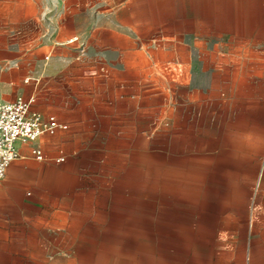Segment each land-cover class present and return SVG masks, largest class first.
I'll return each instance as SVG.
<instances>
[{
	"label": "crops",
	"instance_id": "crops-1",
	"mask_svg": "<svg viewBox=\"0 0 264 264\" xmlns=\"http://www.w3.org/2000/svg\"><path fill=\"white\" fill-rule=\"evenodd\" d=\"M57 1L71 26L53 30L47 60H14L0 47V101L34 96L32 109L67 125L16 143L23 157L0 180V264H80L79 234L100 215L101 196L86 186L118 179L120 137L146 138L149 151L154 73L207 105L190 128L198 195L203 170L218 164L236 165L239 200L257 186L254 239L234 243L242 255L221 264H264V0ZM228 208L223 216H235Z\"/></svg>",
	"mask_w": 264,
	"mask_h": 264
},
{
	"label": "rangeland",
	"instance_id": "rangeland-1",
	"mask_svg": "<svg viewBox=\"0 0 264 264\" xmlns=\"http://www.w3.org/2000/svg\"><path fill=\"white\" fill-rule=\"evenodd\" d=\"M36 1L0 0V47L31 64L47 60L54 29L71 26L61 21L69 8ZM152 76L149 151L146 138L143 144L139 137H120L118 179L104 174L101 187L86 186L101 196L100 215L87 218V232L79 234L82 243L73 252L80 264H221L233 252L242 255L234 243L254 239L257 186H248L246 200H239L234 163L204 169L198 195L190 128L193 114L207 105H192L190 89L170 81L164 89ZM80 184L84 188L83 178ZM61 188L65 195L69 186L64 181ZM229 203L236 215L224 217Z\"/></svg>",
	"mask_w": 264,
	"mask_h": 264
},
{
	"label": "built area",
	"instance_id": "built-area-1",
	"mask_svg": "<svg viewBox=\"0 0 264 264\" xmlns=\"http://www.w3.org/2000/svg\"><path fill=\"white\" fill-rule=\"evenodd\" d=\"M34 100L35 97L30 96L27 99L18 97L13 101H0V180L10 163L23 157L16 146L17 141L34 142L44 133L53 135L59 129L67 128L55 115L44 117L32 109ZM31 155L37 160L45 159L40 147H33ZM64 160L63 154L56 157L57 162Z\"/></svg>",
	"mask_w": 264,
	"mask_h": 264
}]
</instances>
